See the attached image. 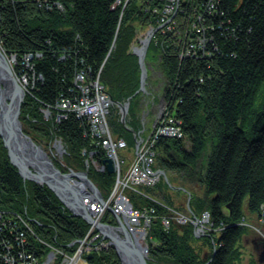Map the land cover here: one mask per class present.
Returning <instances> with one entry per match:
<instances>
[{
  "label": "trees",
  "instance_id": "1",
  "mask_svg": "<svg viewBox=\"0 0 264 264\" xmlns=\"http://www.w3.org/2000/svg\"><path fill=\"white\" fill-rule=\"evenodd\" d=\"M145 1L0 0L1 49L18 62L31 55V70L25 69V74L34 80L33 97L21 105L23 132L48 154L53 139L62 140L67 154L53 162L64 174L79 170L81 149L93 150V145L83 138V124L75 117L69 115L57 124L54 112L52 119L44 120L40 109L51 108L67 94L74 69L89 70L92 79L100 71V82L113 100L131 98L129 121L140 128V107L135 101L140 70L129 48L137 25L150 20ZM193 2L190 15L201 17L196 28L203 29L200 36L209 44L205 54L183 60L163 42L160 71L175 83L169 105L180 121L183 138L160 140L158 167L175 173L179 186L191 194L192 215L208 211L214 230L222 229L198 239L191 225L172 222L165 230L160 221L167 214L164 208L132 194L131 201L136 208H153L157 216L149 231L147 264H241L238 242L246 231L240 224L243 206L264 222V0ZM157 51L151 45L147 60ZM95 153L101 165L103 153L100 149ZM89 177L105 198L114 175L101 166ZM165 189L170 187L157 185L166 202L170 196ZM0 212L25 217L40 239L69 253L76 248L71 243L89 230L50 189L23 180L1 138ZM102 221L117 225L109 211ZM87 264L121 261L109 245L92 253Z\"/></svg>",
  "mask_w": 264,
  "mask_h": 264
},
{
  "label": "rangeland",
  "instance_id": "2",
  "mask_svg": "<svg viewBox=\"0 0 264 264\" xmlns=\"http://www.w3.org/2000/svg\"><path fill=\"white\" fill-rule=\"evenodd\" d=\"M168 1L160 2L159 0L157 1L159 3L156 7H155L156 3L153 0H151V2H154L153 4L154 6H152L151 3H148V0L145 1L147 2V6L145 7V9L146 10L149 9L150 20L146 24L137 25L134 38L129 48L130 51L136 55L137 62L139 64V52H141L142 49L144 48V43L148 41L147 48L145 50V58H144L145 68L147 71L146 72L147 78L145 79V86H144L145 91H141L140 89L141 79H139V87L137 90L138 98L135 99V101L136 100L138 101L137 104H139L140 107L139 114L141 115V119H140L141 123H139V127H140L139 129H135L134 125H132L131 121H129L131 120L128 117L129 105L132 102L131 98L128 100L120 99V101L113 100L107 93L105 87L100 82V71L96 73L93 76L94 79H92L90 77L92 73L89 70L74 69L71 78V85L67 88V94L65 96H59V98L55 101L53 106H56V103L58 102L60 104L62 103V101H60V98L71 99L69 101L73 104V106L79 104L78 108L72 107V105L70 106L69 109L74 110V112L68 113L67 111H62L59 114L65 117L64 119H66L70 115L75 117L77 120H79L83 124V129H82L83 138L89 141V146L93 145L92 147L93 150H89L90 147L81 149L80 156L83 158L82 159L83 163L81 165V168L77 171H73L72 169L69 168L70 169L69 172H73V173L85 172L86 177L88 178L89 181H91L89 177L90 173L100 171L101 166H104L105 169H107L108 161H110L113 169L111 174L114 175V182L107 196L104 198L100 193V191L98 190V188L94 185V183L92 181L91 183L97 188V190L101 194L104 203L105 200L110 195L111 198H115V195H118L120 192H123V194L125 195L128 194L131 201V194L133 191L131 192V189L129 190L122 188V183L120 182L123 176L125 175V173L127 175L130 173L132 164H134L135 162L137 161L142 162V164L144 163V166L146 167L148 165V170L150 169L151 171V172L149 171L150 174L148 175H150L153 182L152 180H150L149 186L144 187L146 197L143 195L142 198L150 199L152 202L158 204L159 206H161L166 210L167 214L160 217L161 225L165 230H168V228L170 227V223L172 222L179 225H191L193 228L194 236L198 239L203 235L208 234L210 231H217V230L220 231L222 228L220 227L219 229L214 230L213 223L211 222L208 211L205 210L202 211L199 216L192 215L190 211L191 194L185 188L179 186L181 181H179L180 179L175 178L176 175L175 173L172 174L169 172H165V170L162 167H158L159 153L156 150V145L160 142V140H167V139L178 140L183 138V133L181 131L179 124L180 121L175 117L174 113H172V110L170 109V105H169V98L173 92L170 88L174 86L175 83L169 82L168 78L164 77V75L160 71L159 63L161 59L159 58V56H162V54H164L165 52L164 44L162 43V41L164 43L168 42V44L170 45L167 46L173 47L174 53L172 52L171 54L177 55V57H179L180 59L184 58L183 60L195 59L197 57V54L200 53L205 54L204 51H206L207 45L209 43L207 41L206 42L204 41L205 38L203 36L200 40L196 41V39L191 35L193 32L192 25L193 23H197L198 21V17L196 18L190 15V13L193 12L194 10L195 2H193V0H168ZM199 22L201 23V19ZM165 25L166 27H164ZM181 39H183V41ZM186 40H188L187 43H185ZM192 42H196V43H192ZM151 45L152 46L154 45L155 48L159 50V53L157 51L156 55L151 54L152 56L151 58L149 57V61H148L146 56L148 53H150ZM0 50L6 56L7 60L10 61L12 71L15 77L17 78L19 85L23 89L24 92L23 102L27 97L29 98L33 97L30 91H32L33 89L34 80L33 78L25 74V69H28L29 71L31 70V67L29 66L30 61L23 58L22 62L21 61L18 62L15 55L12 56L6 55L5 52L1 49V47ZM37 56L39 57L40 55L38 54ZM139 70H140V66H139ZM148 77H149V81H148ZM140 78H141V71H140ZM94 80L97 81L98 87L93 85L94 83L92 82ZM85 88H87L86 91L84 90ZM97 93L99 94L100 97H102L105 101L108 102V106L106 107L107 109V113L105 115L106 118L104 121L111 130L110 133L111 139L113 141L122 140L125 144V146L117 149L114 155H112L113 153L107 154V152H104L103 150L97 147L98 143L92 137L90 130L91 128L92 129H95L96 127L99 128V126H97V124L95 123H92V120L89 121V119H87V116L86 117L85 115L80 116V112L83 113V111L86 112V114H88V107L86 106L90 101V98L88 96L92 97L95 96V94ZM86 99H87V103H86ZM83 101L85 102V104H82ZM62 106L63 105H61L60 107L63 109L64 107ZM124 107H127L125 113L123 112ZM43 111L44 108L40 109L42 117L44 118V120H48L45 116L46 113H44ZM20 113H21V109H20ZM162 121H164V124L162 126H159L161 125ZM178 125L180 128L179 131H181L179 132V134H181L179 135V137H177V134L176 137H169L168 136L169 133L165 134L167 130H170V128H173V126L174 128H177ZM111 127L113 128L114 132ZM88 129H89V133H88ZM104 138H107V134L106 137L102 138V141ZM99 149L103 153L101 165L98 163V158H96L95 156L96 154L95 152L98 151ZM66 154H67V149L64 146L62 140L58 138H54L50 145V153L48 154L49 158L52 160V162L54 160L62 161V158ZM149 158H151V160L153 161L150 165V168H149V161H150ZM128 181H130V179ZM72 183H74L73 184L74 190L78 192L80 197H82V201L83 198L85 197L84 193L94 198V196L90 193V191L86 188V186L80 179L78 180L75 178L73 179ZM160 184H166L168 187H170L169 190L167 189L163 190L170 196L169 198L170 201L165 202V200L162 197L163 194L158 192L157 185ZM138 190L144 191L143 187ZM147 190H149V192H147ZM132 195H134V193ZM94 200L96 201L95 198ZM98 203L100 205H103L100 202ZM108 206L114 211V206H115L114 203ZM87 211L90 217L94 219L93 216H91L88 207H87ZM106 211H109L111 215L116 219L114 213L108 207H106L105 212ZM142 211L145 212L143 213L144 215L142 216V219L138 218V223L140 224L139 226L140 228L146 229L144 231L145 236H143L144 237L143 241L137 240L136 238L133 237V233H131L130 231V228L132 227L130 222H128L122 216L121 217L118 215L117 216L124 223V226L131 235L133 241L137 245H139L141 249L143 250L146 249L145 257L147 262L149 241H150L149 231L151 229L152 221L157 216L155 215V210L151 207L149 209L146 207H142ZM105 212L102 215L101 220H96V219L94 220L101 224L111 225L102 221ZM243 215L244 216L240 224L241 226H244L246 228V231L245 233H243V235L241 236L238 242V247L241 252V264H249L250 262H253L255 264H264V257H263V261L261 262L259 261L260 253L263 250V246H264V222L261 219H258L256 215L248 214L245 206H243ZM30 218L38 221L36 217L32 216ZM112 226H118V222L117 225H112ZM148 226H149V230H148ZM90 227H93L94 228L93 233L95 235H98V237H100L97 238L95 242V244H98L99 241L102 239V235L93 225H89V229ZM31 228L32 230H34L32 225ZM82 239H78L73 243H71L72 246L73 245L76 246L73 253L77 252L78 245L80 244L79 241ZM41 240L44 241L43 239ZM44 242L46 243V246L44 250L45 258L43 257V260L46 259V254L50 250L54 249L57 252L63 250L61 248L56 247L54 244H51L50 242L47 241ZM104 243L107 244L110 242L108 240H104ZM213 243L215 246L216 241L215 242L213 241ZM154 244H155V240H152V245ZM106 248L107 247L103 249ZM101 250L102 248L100 246H98V248L93 247L92 253L94 252L97 253L100 252ZM92 253H89L87 255L86 253L83 254L81 259L76 264H87V260H88L87 257L91 256ZM54 264H56V262Z\"/></svg>",
  "mask_w": 264,
  "mask_h": 264
},
{
  "label": "built area",
  "instance_id": "3",
  "mask_svg": "<svg viewBox=\"0 0 264 264\" xmlns=\"http://www.w3.org/2000/svg\"><path fill=\"white\" fill-rule=\"evenodd\" d=\"M156 4L155 7L158 5L159 0L155 1ZM166 2L168 0H160V2ZM169 2V1H168ZM151 3V1L149 2ZM184 4V3H183ZM185 5V4H184ZM154 6V5H152ZM212 8V3L208 4V9ZM198 17L197 23L200 21L201 17ZM166 27V25L164 26ZM175 29V28H174ZM192 36L197 40H200L202 37L200 34L202 33V29L196 28V24L193 23L192 25ZM183 41V39H181ZM188 40L185 41L187 43ZM206 42L207 40L204 39ZM163 43V41H162ZM196 43V42H192ZM28 61L31 60V55H27L26 58ZM184 59V58H183ZM29 68V67H28ZM91 79V78H90ZM92 82V81H91ZM92 83H94V86H97V81L94 80ZM98 87V86H97ZM85 91L87 88L84 89ZM85 93V92H84ZM88 96V95H87ZM102 96V94H101ZM90 98V101L86 105L88 107V114L83 111L80 112V116L85 115L87 116V119L89 121L92 120V123L97 124L99 128H95L90 130L92 137L97 141L98 145L97 147L103 150L104 152H107V154L114 155L115 151L123 146H125L124 142L122 140L113 141L110 137L111 130L105 123V115L107 113L106 107L108 106V102L105 101L102 97L99 96V94H95V96H88ZM69 98V97H68ZM71 99H63L60 98V101L56 103V106H52L51 108L47 107L44 108V113L47 119H52V112H54L55 118L53 119L54 122L60 123L61 120H63L65 117H63L61 114L62 111L74 112V110L69 109L70 106L78 108V105L73 106V104L69 101ZM87 103V99H86ZM82 104H85L83 101ZM64 107L63 109L60 107ZM164 124V121H162L161 125ZM180 124V123H179ZM85 125V124H84ZM172 127V125H171ZM176 127V126H175ZM166 129V128H164ZM179 125L177 128H170V130H165L166 133H169V137H179ZM163 130V129H162ZM89 133V129H88ZM104 138L102 141L103 137ZM105 135V136H104ZM58 141V140H56ZM107 150V151H106ZM110 151V152H109ZM109 152V153H108ZM91 159V158H90ZM89 160V159H88ZM149 168L151 163L153 162L151 158H149ZM141 163V164H140ZM150 169L148 170L147 167L144 166V163L142 162H135L132 164L130 173L123 176L120 183H122V188L125 189H131L132 194L139 195L143 197L145 195V188L149 186V181L152 180L150 177ZM130 181H128L129 179ZM156 179V177H155ZM153 182V180H152ZM144 189L138 190L140 188ZM77 188V187H76ZM84 193V192H83ZM85 197L83 198V204H85L89 208V212L91 213V216H93L96 220H101L102 215L104 214L106 210L105 205H100L98 201L94 200L92 196H88L86 193H84ZM90 195V194H89ZM115 204L114 206V212L118 216L124 217L128 222L131 224L130 231L133 233V237L137 240H144L145 236V228H140V224L138 223V218L142 219L143 213L145 211H142V208H136L133 206L132 202L130 201V197L128 194H123V192H120L118 195H115V198H111V195L105 200V204ZM167 223V221H166ZM93 227H90V229L85 234L84 238L79 241V245L77 248L76 253H69L65 251H55L54 249L50 250L46 254V259L43 260L44 257V250L46 243L38 238L34 230H32L30 221H28L25 217L19 215V214H12L10 216H6L3 212H0V264H76L82 257L83 254L86 253H92L93 247L98 248L100 246L102 249L105 247H108L110 243L105 244L104 240L101 239L98 244H95L98 235H95L93 233ZM149 230V226H148ZM34 239V241H33ZM72 245V244H71ZM70 245V246H71ZM45 258V257H44Z\"/></svg>",
  "mask_w": 264,
  "mask_h": 264
},
{
  "label": "water",
  "instance_id": "4",
  "mask_svg": "<svg viewBox=\"0 0 264 264\" xmlns=\"http://www.w3.org/2000/svg\"><path fill=\"white\" fill-rule=\"evenodd\" d=\"M139 52V66L141 71V91H145L147 71L144 58L147 48ZM24 92L15 77L10 61L0 50V138L7 150L10 163L17 169L23 180L35 184L45 185L62 203L72 216L83 219L87 224L93 225L102 235L103 240H108L116 251L121 264H147L146 249H141L124 226L117 214L104 203L97 188L88 180L85 172H69L62 174L53 164L48 154L42 147L36 145L22 131L19 120ZM124 107L123 112H126ZM107 169L112 173L111 162L108 161ZM80 179L94 198L108 207L115 215L118 226L101 224L92 219L83 204L82 197L74 190L73 179ZM88 256L87 258H90ZM264 246L260 253L259 261H263ZM209 262V261H208ZM208 264V263H207Z\"/></svg>",
  "mask_w": 264,
  "mask_h": 264
},
{
  "label": "flooded vegetation",
  "instance_id": "5",
  "mask_svg": "<svg viewBox=\"0 0 264 264\" xmlns=\"http://www.w3.org/2000/svg\"><path fill=\"white\" fill-rule=\"evenodd\" d=\"M257 246H259V245H257ZM257 248H259V247H257Z\"/></svg>",
  "mask_w": 264,
  "mask_h": 264
}]
</instances>
